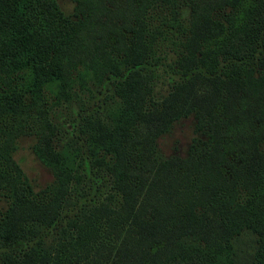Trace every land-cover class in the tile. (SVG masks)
<instances>
[{"label": "trees", "instance_id": "trees-1", "mask_svg": "<svg viewBox=\"0 0 264 264\" xmlns=\"http://www.w3.org/2000/svg\"><path fill=\"white\" fill-rule=\"evenodd\" d=\"M71 1L0 0V264H264V0Z\"/></svg>", "mask_w": 264, "mask_h": 264}, {"label": "rangeland", "instance_id": "rangeland-1", "mask_svg": "<svg viewBox=\"0 0 264 264\" xmlns=\"http://www.w3.org/2000/svg\"><path fill=\"white\" fill-rule=\"evenodd\" d=\"M60 7L66 13L72 12L73 2L71 0H58ZM164 83H158L157 93H163L166 90ZM70 111L64 108H56L54 117L56 120H63L68 117ZM192 135V118L185 117L176 121L171 129L157 138L160 150L164 154L176 153L182 155L186 151V146ZM34 136L31 134H22L17 139V146L13 152V157L20 165L26 177L34 189H39L52 180L51 170L42 164L32 152L31 145L34 142Z\"/></svg>", "mask_w": 264, "mask_h": 264}]
</instances>
